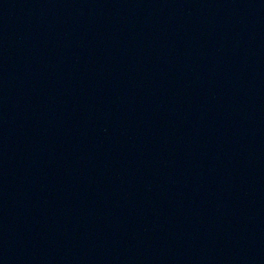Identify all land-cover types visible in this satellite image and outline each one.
Here are the masks:
<instances>
[{
  "label": "water",
  "instance_id": "obj_1",
  "mask_svg": "<svg viewBox=\"0 0 264 264\" xmlns=\"http://www.w3.org/2000/svg\"><path fill=\"white\" fill-rule=\"evenodd\" d=\"M0 264H264V0H0Z\"/></svg>",
  "mask_w": 264,
  "mask_h": 264
}]
</instances>
